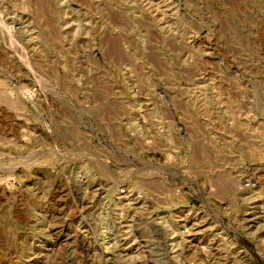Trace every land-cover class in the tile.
I'll return each mask as SVG.
<instances>
[{
    "label": "rangeland",
    "instance_id": "obj_1",
    "mask_svg": "<svg viewBox=\"0 0 264 264\" xmlns=\"http://www.w3.org/2000/svg\"><path fill=\"white\" fill-rule=\"evenodd\" d=\"M0 264H264V0H0Z\"/></svg>",
    "mask_w": 264,
    "mask_h": 264
},
{
    "label": "bare ground",
    "instance_id": "obj_2",
    "mask_svg": "<svg viewBox=\"0 0 264 264\" xmlns=\"http://www.w3.org/2000/svg\"><path fill=\"white\" fill-rule=\"evenodd\" d=\"M158 234V233H157ZM153 237H154V235H153ZM157 237V236H156ZM155 238V237H154ZM158 238H161V236H159L158 235ZM153 239V238H152ZM153 241H154V239H153ZM157 241V240H156ZM156 243V242H155ZM161 243V242H160ZM158 245V244H157ZM160 245V244H159ZM162 249H164L165 251H164V255H165V257L169 254V252L171 251H169V249L167 248V246H165V245H163V247H162ZM153 250V249H152ZM157 250H158V247H157ZM158 251H160V250H158ZM161 255V254H160ZM162 256V255H161Z\"/></svg>",
    "mask_w": 264,
    "mask_h": 264
}]
</instances>
